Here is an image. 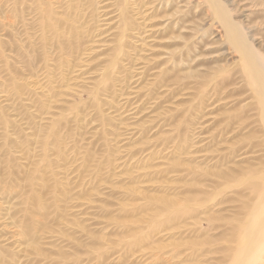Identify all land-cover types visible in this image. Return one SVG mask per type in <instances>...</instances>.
<instances>
[{"label": "rangeland", "instance_id": "rangeland-1", "mask_svg": "<svg viewBox=\"0 0 264 264\" xmlns=\"http://www.w3.org/2000/svg\"><path fill=\"white\" fill-rule=\"evenodd\" d=\"M221 3L254 56L210 0H0V264L237 263L264 217V0Z\"/></svg>", "mask_w": 264, "mask_h": 264}, {"label": "bare ground", "instance_id": "bare-ground-1", "mask_svg": "<svg viewBox=\"0 0 264 264\" xmlns=\"http://www.w3.org/2000/svg\"><path fill=\"white\" fill-rule=\"evenodd\" d=\"M210 2H211V5L214 7V10H215V12H216V14L219 16V18H220V20H221V22L223 23V25L225 26V30H226V32H227V34H228V37L230 38H228L230 41H233V43L234 42H236L235 44L237 45V46H239V48H240V51H242V53H244L246 56L247 55H249V58L250 57H252V56H254V54H252L251 55V53H254V52H252L253 50H250V46H249V44L245 41V39L243 38V36H242V32H241V29H240V27L238 26V24L236 23V22H232L231 20H230V17H229V15H228V12L225 10V8H224V6L222 5V3H221V0H210ZM236 47V46H235ZM238 48V47H237ZM238 48V49H239ZM251 49H252V47H251ZM243 54V55H244ZM249 58L248 59H246V60H249ZM256 58V57H255ZM256 61V60H255ZM254 60H253V62H255ZM247 63H248V61H247ZM250 63H252V61L250 62ZM256 63V64H255ZM255 63H253L254 64V66H256V67H254V68H257V66H258V72L257 73H261V74H263L262 72H259L260 70H263L264 71V66L261 64V63H258L257 61L255 62ZM252 65V64H251ZM254 73H255V71H254ZM261 74H259L258 75V77L260 78L259 80L261 81V78L263 79V77H262V75ZM257 75H255V77H256ZM264 76V75H263ZM253 77V76H252ZM264 80V79H263ZM257 81V79L255 80V82ZM262 84V83H261ZM258 85H260V84H258ZM258 85H257V88H258ZM262 85H264V84H262ZM260 87V86H259ZM257 90H260L259 92H261L262 91V89H257ZM263 91H264V89H263ZM262 93V92H261ZM261 95V94H260ZM259 95V96H260ZM262 99H259V100H261L262 101V108H263V115H264V92H263V94H262ZM260 98V97H259ZM260 188V187H259ZM255 193H256V191H255ZM262 195H261V198H262V200L264 199V190L262 191V193H261ZM264 204V203H263ZM258 205V204H257ZM259 206V205H258ZM260 206H263L262 204L260 205ZM257 207V206H256ZM264 208V207H263ZM254 210V209H253ZM254 215V214H253ZM258 217L261 219L260 221H262V222H260V224H258V229L260 228L259 226H261L262 227V225H264V217L263 218H261L260 217V215H258ZM252 219V218H251ZM257 225V224H256ZM256 225H254V224H252V222H250L247 226L248 227H245L246 229V235H245V238H244V245L242 246V248H241V250H240V254H239V259H238V261H237V263L238 264H246L245 263V258L247 259V256H248V254H252V251L250 252V250L251 249H253V247H254V245H255V243H260V239H258V241H257V239L255 238V234H257L256 232L258 231V229L257 230H254L255 231V233H254V231H252V229H255V226ZM260 231H262L261 229H260ZM255 235V236H254ZM263 237V236H262ZM259 238H260V235H259ZM255 249H256V245H255ZM255 249H253V250H255ZM250 252V253H249ZM251 256V255H250ZM238 258V257H237ZM249 259V258H248ZM236 263V264H237Z\"/></svg>", "mask_w": 264, "mask_h": 264}]
</instances>
